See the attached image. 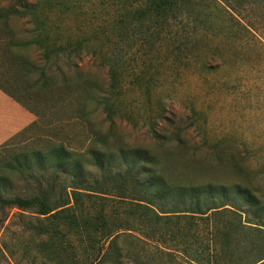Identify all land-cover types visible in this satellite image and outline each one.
<instances>
[{"label": "trees", "instance_id": "trees-1", "mask_svg": "<svg viewBox=\"0 0 264 264\" xmlns=\"http://www.w3.org/2000/svg\"><path fill=\"white\" fill-rule=\"evenodd\" d=\"M263 4L0 2V63L11 65L21 79L29 77L36 107L48 99L49 109H71L70 121L89 118L92 102L113 126L116 103L130 84L127 62L132 55H147L160 43L181 62L197 56L202 46L193 39L202 34L212 41L224 38L263 49L261 29L246 14ZM20 22L32 25L29 38L15 30ZM32 47L39 61L25 54ZM86 58L106 74L107 84L97 83L89 70L78 67ZM139 78L137 74L135 81ZM112 138V133L92 132L82 150L51 139L46 147L23 151L1 166L0 229L12 208L23 216L28 211L44 216L37 225L28 223L26 232L35 230L43 242H61L73 264H264V195L241 183L230 187L171 180L157 154L145 148H115ZM230 188L236 199L227 204Z\"/></svg>", "mask_w": 264, "mask_h": 264}, {"label": "rangeland", "instance_id": "rangeland-1", "mask_svg": "<svg viewBox=\"0 0 264 264\" xmlns=\"http://www.w3.org/2000/svg\"><path fill=\"white\" fill-rule=\"evenodd\" d=\"M246 14L254 18L264 42V4ZM74 22L77 27L79 21ZM31 29L29 22L15 26L24 38L30 37ZM194 40L202 46L197 56L189 55L181 62H175L172 52L160 43L153 52L149 49L142 57L136 52L128 59L130 84L116 103L113 126L104 121L92 102L88 103L89 118L70 121L72 110L61 105L49 109L48 99L36 107L29 77L21 79L11 65L0 63V88L41 111L39 115L31 112L35 122L0 147V167L23 151L46 147L51 139L64 140L73 149L82 150L92 132L104 136L112 133L115 148H145L157 154L171 180L230 187L241 183L264 195V48L256 50L224 38H214L213 42L203 34ZM25 54L35 61L40 59L33 47ZM97 66L89 58L78 62V67L89 70L97 83L107 84L106 74ZM137 74L140 78L135 81ZM13 181L17 183L15 176ZM229 191L224 200L227 204L236 199L233 188ZM8 214L0 229V264H73L61 249V242H43L35 230L26 232L28 223L37 225L44 216L33 211L23 216L16 208L9 209Z\"/></svg>", "mask_w": 264, "mask_h": 264}, {"label": "crops", "instance_id": "crops-1", "mask_svg": "<svg viewBox=\"0 0 264 264\" xmlns=\"http://www.w3.org/2000/svg\"><path fill=\"white\" fill-rule=\"evenodd\" d=\"M35 120L31 111L0 89V147Z\"/></svg>", "mask_w": 264, "mask_h": 264}]
</instances>
